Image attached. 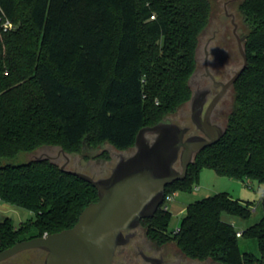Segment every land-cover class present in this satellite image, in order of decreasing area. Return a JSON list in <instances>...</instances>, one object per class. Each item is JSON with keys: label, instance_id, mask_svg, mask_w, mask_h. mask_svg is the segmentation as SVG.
<instances>
[{"label": "trees", "instance_id": "1", "mask_svg": "<svg viewBox=\"0 0 264 264\" xmlns=\"http://www.w3.org/2000/svg\"><path fill=\"white\" fill-rule=\"evenodd\" d=\"M232 5L248 65L233 84L226 133L196 153L166 198L191 191L203 167L264 184V0ZM214 7V0H0V199L35 213L19 224L0 220V251L72 227L99 198L91 182L41 153L111 159L107 149L91 151L105 143L128 150L142 127L172 120L189 102ZM7 21L13 27L5 30ZM254 204L224 191L191 202L176 230L164 203L145 219L153 239L174 242L188 258L264 264V192L261 219L241 235L258 240L261 256L241 249L239 230L224 218H249Z\"/></svg>", "mask_w": 264, "mask_h": 264}, {"label": "water", "instance_id": "2", "mask_svg": "<svg viewBox=\"0 0 264 264\" xmlns=\"http://www.w3.org/2000/svg\"><path fill=\"white\" fill-rule=\"evenodd\" d=\"M228 14L232 17L243 63L226 82L213 76L221 91L213 98L206 115L203 116V107L208 91L193 92L189 100L193 105L192 119L203 134L187 136L189 126L169 120L142 127L134 146L121 151L110 172L101 177L68 167L71 156L59 149V155L65 158L62 169L91 182L98 190V200L82 210L72 227L21 240L0 251V264H24L12 258L30 249L45 253L43 264H122L115 256L119 247L130 241L132 234L127 231L136 229L142 219L154 216L166 199L167 186L186 178L196 153L217 143L226 133L225 125L213 122L211 111L248 65L246 35L239 33L235 13ZM193 76L194 73L190 85ZM48 156L57 159L58 155ZM154 262L163 264L159 259Z\"/></svg>", "mask_w": 264, "mask_h": 264}, {"label": "rangeland", "instance_id": "3", "mask_svg": "<svg viewBox=\"0 0 264 264\" xmlns=\"http://www.w3.org/2000/svg\"><path fill=\"white\" fill-rule=\"evenodd\" d=\"M233 1L231 2L233 3ZM214 2L215 7L212 31L205 35L204 39L202 40L201 47L203 48L210 36H213L214 33H216L215 43H212V50L215 53L214 61L218 64L228 66L233 72L234 70L238 69L243 62L241 53L238 48L237 38L233 32L234 25L232 23V17L228 14V12L235 13L236 10L234 5L230 3V0H214ZM236 20L238 21L237 15ZM5 24L6 22L3 24V26L6 28ZM199 67H201V65ZM220 74L224 77H230L231 75L228 73V70H221ZM171 119L172 120L169 121L180 122L183 120L182 117L179 116L171 117ZM103 149H107L108 151H110L111 155H113L111 158L112 163H101L100 165L102 166V168L98 171V177L104 176L106 172H110L111 167L118 159L117 155L121 153L120 150H117L108 143L101 145L99 149L92 150L91 153H96ZM42 154L52 156L58 155L57 160H59L62 164L65 161L64 156L59 155V149H50L44 151L43 153H41V155ZM25 158V155H21V157H19L16 161L21 162ZM69 164L70 165L68 167L76 169L78 166H85L86 162L81 161L79 157L75 156L71 158ZM77 169L81 170V168ZM84 171L90 173L87 170ZM224 191L230 193L235 198L251 200L255 203L252 207L253 213L249 218L244 219L227 213L224 214V218L228 221L233 222L238 230L242 231L246 227L258 222L261 219L263 215L261 199L264 192V184H260L257 180L244 181L238 178H232L227 175L218 173L214 168L203 167L200 170L198 179H195V181L193 182L191 191H178L167 196L164 204L165 207H167L172 213L169 222V229L176 230L178 227H180L182 219L186 214L187 207L191 202ZM255 207L256 210H254ZM5 217H11L16 224H19L20 222L34 219L35 213L23 207L4 202L0 199V220H3ZM144 221L148 222L147 219H145ZM239 244L243 251L252 252L258 256H261V250L256 238L240 236ZM170 245L173 247L172 255L176 257L179 256V259L182 258L181 250L176 246V244L174 242H171ZM34 253L35 252L33 251H26L25 253L19 255L18 258L28 264H42L41 261L44 260V253Z\"/></svg>", "mask_w": 264, "mask_h": 264}, {"label": "flooded vegetation", "instance_id": "4", "mask_svg": "<svg viewBox=\"0 0 264 264\" xmlns=\"http://www.w3.org/2000/svg\"><path fill=\"white\" fill-rule=\"evenodd\" d=\"M216 33L206 41L204 47L198 49V67L194 72L192 78V89L194 91L206 90V103L203 107V116L206 115L209 106L212 103L213 98L221 91V86H217L213 79V76L218 81H228L236 72H232L231 68L223 64H218L214 60V51L212 50V43H215ZM208 44V45H207ZM206 45L208 46V64H206ZM201 65V67H199ZM228 70V73L232 74L230 77H224L220 74V71ZM233 85L227 90L226 94L222 99L215 105L211 111V118L213 122L225 125L226 116L228 111L231 108V91ZM193 114V105L189 101L185 103L180 110L177 112L176 116L182 117V121H178L183 126H189L190 131L187 134H203V131L196 128V125L192 119ZM113 156V155H112ZM106 162V163H105ZM101 163L111 164L112 159L105 158H93L86 161L85 166H78L89 171L91 174L99 176V169L101 170ZM70 165V164H69ZM179 167V163L177 164ZM94 169V170H92ZM106 172L104 175H107ZM142 219L141 224L132 231H127V233L132 234L130 241L120 246L118 252L115 256V260L122 264H155V260L159 259L163 264H218L212 260H197L191 259L185 256L182 252V258L179 259V256L172 255V246L170 243H160L158 240L153 239L150 235V225ZM15 261H19L18 257L13 258ZM24 263V262H22ZM25 264V263H24Z\"/></svg>", "mask_w": 264, "mask_h": 264}, {"label": "built area", "instance_id": "5", "mask_svg": "<svg viewBox=\"0 0 264 264\" xmlns=\"http://www.w3.org/2000/svg\"><path fill=\"white\" fill-rule=\"evenodd\" d=\"M152 18H155V15H152ZM5 25H6L5 29H7L8 27H12L13 26V24L11 22H9V21H7ZM254 210H256V207L254 208ZM238 235L241 236L242 235V231L239 230L238 231Z\"/></svg>", "mask_w": 264, "mask_h": 264}, {"label": "crops", "instance_id": "6", "mask_svg": "<svg viewBox=\"0 0 264 264\" xmlns=\"http://www.w3.org/2000/svg\"><path fill=\"white\" fill-rule=\"evenodd\" d=\"M250 184H251V182H250ZM250 186H251V185H250ZM252 187H253V186H252ZM176 192H178V191H176ZM176 192H175V193H176Z\"/></svg>", "mask_w": 264, "mask_h": 264}]
</instances>
